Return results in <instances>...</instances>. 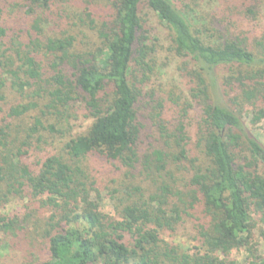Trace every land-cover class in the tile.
<instances>
[{"label":"trees","instance_id":"obj_1","mask_svg":"<svg viewBox=\"0 0 264 264\" xmlns=\"http://www.w3.org/2000/svg\"><path fill=\"white\" fill-rule=\"evenodd\" d=\"M22 1L31 24L14 31L2 21L0 0V208L24 201L25 193L28 198L22 211L0 217V247L23 234L26 225L20 222L28 224L32 212L43 211L46 257L37 264H235L231 252L250 246L252 214L264 221V145L237 103L248 94L261 99L264 34L246 42L232 16L255 17L261 10L263 21L264 0H224L226 11L200 24L191 16V3L178 0H113L100 24L86 7L79 21L100 39L91 51L81 50L73 34L77 26L46 35L51 16L59 26L52 10L56 0ZM151 18L181 58L177 71L191 98L185 96L173 131L160 127L164 149L141 156L137 102L157 53ZM7 87L34 101L4 108ZM233 88L239 95L227 99ZM196 107L201 115L193 147L199 153L190 155L188 120ZM82 108L91 121L73 133L70 120ZM35 109L28 122L18 120ZM261 114L260 109L250 125ZM49 135L65 138L59 152H45ZM88 156L128 172L141 164L161 180L154 179L155 189L146 196L139 186L112 196L109 216L100 210L97 182L83 165ZM179 169L186 172L181 178ZM128 174L122 180L131 179ZM183 225L193 235L191 250L166 240Z\"/></svg>","mask_w":264,"mask_h":264},{"label":"rangeland","instance_id":"obj_2","mask_svg":"<svg viewBox=\"0 0 264 264\" xmlns=\"http://www.w3.org/2000/svg\"><path fill=\"white\" fill-rule=\"evenodd\" d=\"M113 0H56L52 6L54 17H58L57 24L53 17L49 19V27L46 30V35H53L60 30L71 29L74 26L73 34L76 35L78 43L80 44L81 50H94L98 45L100 47V39L98 40L97 34L93 28H89L85 23L79 21V17L84 18L82 11L84 8L89 7L92 12V18L96 24H100L104 21L111 10ZM179 3L184 1L191 3V16L198 24L207 23L209 20L207 17L214 15L217 12L226 11V3L224 0H178ZM4 13L2 14V21L10 27L12 30L15 29H28L31 24V18L25 13L27 7L22 0H4ZM243 12V11H241ZM232 16V22L235 23L237 34H241L244 40L248 43L260 39V36L264 34V20L261 21V10L255 17L252 15H243V13H235ZM211 18V17H210ZM209 23V22H208ZM151 27V39L157 45V53L153 56L152 71L147 73V80L141 85V94L137 102L138 110V121L141 125L140 138L138 141L137 149L139 154L146 155L151 153L153 149H164V142L166 141V135L162 134L160 127H166L168 133L173 131L177 122L180 121V113H182L183 101L187 98H191L188 95L189 89L187 88L186 82L179 76L177 71L178 66L181 65V58L175 56L171 50H169L170 43L167 35H165L164 28L160 26L157 20L150 19L148 24ZM82 26V27H81ZM153 26L158 27L153 31ZM66 27V28H65ZM208 27H216L214 24H209ZM43 60H45L43 58ZM46 73L51 75V70L47 69ZM261 99L257 100L254 97L245 98L242 101L240 98L237 99V103L241 105L242 116L245 120L251 133L264 145V79L261 80ZM239 93L235 89L228 90L226 98L238 96ZM4 108H7L15 104H26L34 101L31 98H22L14 94L11 89L7 87L4 90ZM245 97V96H244ZM82 106V104H81ZM261 109V120L252 123L251 121L254 116L258 115ZM36 109L27 112L23 118L18 119L23 122H28L30 118L36 115ZM88 115L86 110L83 108L78 113L77 117L71 119V127H73V133L84 130L86 125L91 119L86 118ZM200 109L196 107L190 111V119L188 132L190 133L192 140L190 147V155L199 153L197 148L193 147L196 144V132L198 127V121L200 119ZM17 120V121H18ZM65 138H61L57 135H49L47 138L45 152L49 154L59 152L65 143ZM171 142V141H170ZM172 147L173 142L170 143ZM142 163V162H141ZM103 159L96 156H88L84 159L83 165L86 167L88 172L96 180V187L98 188L99 194V208L102 212L107 213L109 216L113 214V200L111 197H118L125 195L123 190L133 191L134 186L143 188L145 196L152 192L155 188L154 179L161 180L157 175H154L151 170H145L143 165L137 164L128 172L126 169L116 170L114 167L107 165ZM171 170H177L175 166L170 167ZM123 173H129L131 179L122 180ZM181 173L184 175V170H178L177 176L181 178ZM120 178V180H119ZM116 188L118 191L110 195V190ZM136 193V192H135ZM24 201H13L6 207L0 208V217L7 215L12 210L22 211V205L28 198V194H24ZM135 198H140L137 193ZM37 209V206H33ZM32 220L27 224L20 222V225H26L24 227L23 234H19V238L12 242V240H6L0 247V264H37L46 257L44 251L46 245V239H43L42 227L40 228L39 222L41 218L48 215L43 211L32 212ZM253 228L249 233L250 246L242 248L240 251H233L230 254L229 260L235 264H249L250 261L257 259L264 260V221L261 220L260 215L252 214ZM39 227V228H38ZM192 233L189 232L187 235V225L180 226L177 228L173 236L166 237V240L172 241V243L180 244L185 250H191L193 245ZM16 243V248L12 247V244ZM248 249L250 254H248Z\"/></svg>","mask_w":264,"mask_h":264}]
</instances>
